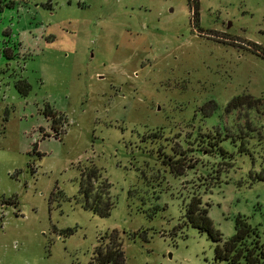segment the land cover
<instances>
[{
  "label": "rangeland",
  "instance_id": "1",
  "mask_svg": "<svg viewBox=\"0 0 264 264\" xmlns=\"http://www.w3.org/2000/svg\"><path fill=\"white\" fill-rule=\"evenodd\" d=\"M198 1L0 0V264H227L193 197L264 249V0Z\"/></svg>",
  "mask_w": 264,
  "mask_h": 264
},
{
  "label": "trees",
  "instance_id": "2",
  "mask_svg": "<svg viewBox=\"0 0 264 264\" xmlns=\"http://www.w3.org/2000/svg\"><path fill=\"white\" fill-rule=\"evenodd\" d=\"M188 8L191 12L193 19L199 14V1L187 0ZM252 48H247L251 52L264 58V48L258 49L255 44H252ZM6 53L8 48L3 49ZM11 51V50H9ZM10 54H8V57ZM251 106L252 104L259 103L258 100L251 98L250 96L236 97L231 100L228 107H239L245 104ZM56 122L53 119V123ZM57 134V133H56ZM58 135V134H57ZM94 171L91 172L90 179H94ZM86 186H84L83 180L80 182L79 192L84 199L85 206L92 210L94 213L105 216L109 213L111 203L108 198H103L102 195H92ZM186 220L199 232H205L207 236L214 242L216 246L214 249V257L218 261L225 260L227 264H240V259L244 260V264H259V260L264 257L263 246L259 243L258 237L245 220L237 218L235 220V233L232 237L225 240L220 244L221 235L213 227L211 220L207 215V209L202 206L198 197H193L186 208ZM71 232V230H68ZM89 264H125V259L121 244L115 239L103 245L100 244Z\"/></svg>",
  "mask_w": 264,
  "mask_h": 264
}]
</instances>
